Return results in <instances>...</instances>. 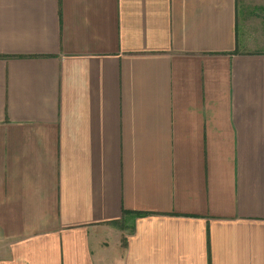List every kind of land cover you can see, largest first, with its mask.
Masks as SVG:
<instances>
[{
    "label": "crops",
    "instance_id": "obj_1",
    "mask_svg": "<svg viewBox=\"0 0 264 264\" xmlns=\"http://www.w3.org/2000/svg\"><path fill=\"white\" fill-rule=\"evenodd\" d=\"M0 264H264V0H0Z\"/></svg>",
    "mask_w": 264,
    "mask_h": 264
}]
</instances>
